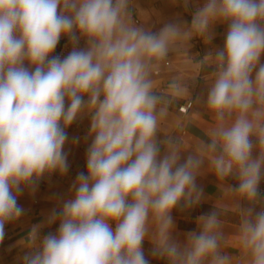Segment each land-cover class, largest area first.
I'll return each mask as SVG.
<instances>
[{
	"label": "clouds",
	"instance_id": "9594fccd",
	"mask_svg": "<svg viewBox=\"0 0 264 264\" xmlns=\"http://www.w3.org/2000/svg\"><path fill=\"white\" fill-rule=\"evenodd\" d=\"M131 5L0 0V242L24 213L19 194L46 174L67 173L66 129L87 115V174L78 173L72 198L48 217L59 222L55 233L40 237V225L32 227L23 264H150L146 239L168 264H264V0H205L190 24L177 16L158 31L138 25ZM217 23L227 25L223 48L196 59L190 80L174 77L157 90L169 54H188L197 37L208 42ZM62 36L71 51L52 55ZM205 66L214 67L208 140L197 139L181 160L185 125L160 135L161 123L186 92L190 102L189 82ZM205 163L230 203L176 240L172 212L201 202L196 179ZM228 177L238 184H225ZM229 209L239 217L237 255L225 251Z\"/></svg>",
	"mask_w": 264,
	"mask_h": 264
},
{
	"label": "crops",
	"instance_id": "0c3cea01",
	"mask_svg": "<svg viewBox=\"0 0 264 264\" xmlns=\"http://www.w3.org/2000/svg\"><path fill=\"white\" fill-rule=\"evenodd\" d=\"M204 3L205 0H188V6L185 8L184 0H132L131 11L133 20L138 25H143L152 31H158L164 23L177 16L190 24L192 14ZM175 5H178V7ZM226 31V24L217 23L211 30L212 38L208 42L197 37L190 41L192 47L188 50V54H178L174 57V54L170 53L169 58L173 61L157 75V90H164L168 81L174 77L188 81L196 75L198 68L194 61L202 59L208 53L214 54L217 49H222ZM60 40H63V42L57 55L64 57L71 51L72 45L67 37L62 36ZM79 47H85V42H80ZM261 62H264V55L261 57ZM213 71V66H205L200 76L195 81L189 82V100L192 104L188 112L186 114L180 112V106L189 102L188 93L186 92L179 97L177 104L161 123L160 135L171 133L180 125H185V146H189V148L181 154V160L193 152L194 148L191 144L196 143L197 139L208 140L205 131L211 127V117L205 108L204 100L210 87L207 77ZM89 127L90 118L85 115L78 118L66 129L68 140L64 150L68 153L67 161L69 164L66 174L61 175L59 172H54L51 175L46 174L37 183L34 191L25 188L19 194L18 204L22 206L24 213L16 221L5 225V236L3 241L0 242V264H23V256L30 251L24 245L34 225H40V237L57 231L59 222L49 224L48 217L53 209L59 211L63 202L72 198L74 195L72 184L75 182L78 173L87 174L86 151L91 143V138L88 135ZM77 139L78 142H76ZM196 182L203 189L201 202L193 208L187 210L178 208L172 212L175 221L173 238L176 240L183 241L185 234L189 231H199L198 218L201 215L217 210L216 206H225L230 203L220 192L219 181L215 174L208 170L207 163L202 167L201 174L197 176ZM224 183L236 186L238 181L234 177H228ZM259 189L260 192L264 189V180L261 181ZM221 218L224 221V231L229 235L228 244L230 247L225 248V251L230 255H237L238 252L234 249L236 246L235 237L232 234H234L236 225L239 223V217L229 209ZM151 248V242L146 239L143 243V249L150 264H168L166 259L153 257L150 253Z\"/></svg>",
	"mask_w": 264,
	"mask_h": 264
},
{
	"label": "built area",
	"instance_id": "2783aa9c",
	"mask_svg": "<svg viewBox=\"0 0 264 264\" xmlns=\"http://www.w3.org/2000/svg\"><path fill=\"white\" fill-rule=\"evenodd\" d=\"M190 102L184 103L183 105L180 106V112L181 113L186 114L188 112V110L190 109L191 104H192ZM261 193L264 194V189L261 190Z\"/></svg>",
	"mask_w": 264,
	"mask_h": 264
},
{
	"label": "trees",
	"instance_id": "16d2710c",
	"mask_svg": "<svg viewBox=\"0 0 264 264\" xmlns=\"http://www.w3.org/2000/svg\"><path fill=\"white\" fill-rule=\"evenodd\" d=\"M62 42H63V40H60V41H59V43H58V45H57V47H56V50H55V52H54L53 55H57V52H58V50H60L59 48H60Z\"/></svg>",
	"mask_w": 264,
	"mask_h": 264
},
{
	"label": "rangeland",
	"instance_id": "374dc122",
	"mask_svg": "<svg viewBox=\"0 0 264 264\" xmlns=\"http://www.w3.org/2000/svg\"><path fill=\"white\" fill-rule=\"evenodd\" d=\"M175 6L178 7V5H175ZM165 10H167V9L165 8ZM80 42L82 43V42H85V41L83 39H81Z\"/></svg>",
	"mask_w": 264,
	"mask_h": 264
}]
</instances>
